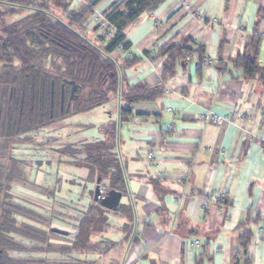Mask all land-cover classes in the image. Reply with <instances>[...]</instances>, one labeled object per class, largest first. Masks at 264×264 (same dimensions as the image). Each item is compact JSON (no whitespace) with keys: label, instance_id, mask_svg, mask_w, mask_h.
Segmentation results:
<instances>
[{"label":"crops","instance_id":"crops-1","mask_svg":"<svg viewBox=\"0 0 264 264\" xmlns=\"http://www.w3.org/2000/svg\"><path fill=\"white\" fill-rule=\"evenodd\" d=\"M120 1L72 0L70 7L91 6L84 22L90 29ZM261 7L264 0H157L125 29L130 45L112 55L120 63L138 57L124 71L126 84L154 85L161 92L132 103L122 121L119 100L111 98L113 116L108 112L100 125L80 126L96 127L98 134L70 140L104 139L106 127L116 124L115 151L127 183L120 204H131L134 219L127 237L121 229L126 217L109 215L104 237L116 245L103 259L111 264H235L242 259L237 238L245 230L251 233L249 264H264V84L241 76L235 66L255 34ZM260 20L258 62L264 65V15ZM102 36L107 41L109 33ZM183 38L220 62L209 66L176 59L174 73L168 74L166 54L157 53ZM208 109L229 113V119L207 123L199 115ZM103 181L101 187L107 186ZM215 192H223L224 200L208 197ZM193 239L200 241L196 250L185 244Z\"/></svg>","mask_w":264,"mask_h":264},{"label":"trees","instance_id":"trees-1","mask_svg":"<svg viewBox=\"0 0 264 264\" xmlns=\"http://www.w3.org/2000/svg\"><path fill=\"white\" fill-rule=\"evenodd\" d=\"M71 1L0 0V264H103V256L116 245L104 237L110 213L125 216L127 223L121 229L127 237L132 233L131 204L121 203L113 211L90 200L83 207L64 203L75 213L72 222L66 221L72 232L52 240L50 218H43L36 205L12 193L13 180L27 182L23 160L14 157L18 143L26 140L22 135L113 97L119 100L122 121L130 116L132 103L155 99L161 92L154 85L126 84L124 71L138 57L123 58L120 63L112 55L116 49L129 47L125 29L154 8L157 0H121L103 14L102 27L100 19L90 29L84 22L93 13L91 6L73 9ZM263 15L261 7L255 34L248 38L244 53L235 58V66L241 68V76L264 84V65L258 62L261 38L257 35ZM99 29L109 32L107 41H102ZM188 43L189 39L183 38L159 49L157 54H166L165 72L174 73L176 59L186 62L183 52H196V62L207 65L203 47L192 48ZM145 54L155 57L153 50ZM72 83L76 89L70 98ZM105 130L104 139L69 142L61 153L69 157L66 162L87 167L92 175L105 179L108 188L125 193V170L115 151L116 124ZM250 235L245 230L238 236L242 259L237 257L235 264H249Z\"/></svg>","mask_w":264,"mask_h":264},{"label":"rangeland","instance_id":"rangeland-1","mask_svg":"<svg viewBox=\"0 0 264 264\" xmlns=\"http://www.w3.org/2000/svg\"><path fill=\"white\" fill-rule=\"evenodd\" d=\"M99 32L107 34L102 29ZM110 103L105 102L66 115L63 119H56L51 124L22 135L26 140L18 143L14 152L15 158L23 160V177L27 182L13 180L12 193L19 199L36 205L43 218H50L49 231L53 234L50 235L52 240H56L60 234H70L71 228L66 221L72 222V215L75 213L71 207H65L64 203L72 206L76 203V207H83L81 205H85L90 199L91 192L88 187H91L94 179L87 167L66 162L69 157L61 153L62 146L83 136L95 137L98 134L96 127L80 130V126L90 123L100 125L110 116L108 112L113 116L115 104ZM55 214L61 218L57 219ZM113 215L120 214L110 213V216ZM102 262L111 264L105 258Z\"/></svg>","mask_w":264,"mask_h":264},{"label":"built area","instance_id":"built-area-1","mask_svg":"<svg viewBox=\"0 0 264 264\" xmlns=\"http://www.w3.org/2000/svg\"><path fill=\"white\" fill-rule=\"evenodd\" d=\"M185 8L189 10V6L185 5ZM139 18V17H138ZM102 19V18H101ZM137 20V19H136ZM214 21V20H212ZM105 24V21H101V27ZM183 55L185 57L186 62H192L196 61L198 59V54L196 52H183ZM218 57H211L205 55L203 58V61L205 64L209 66H214L215 63L218 61ZM199 118L203 119L207 123H214V124H220L223 121H226L229 119V113H224L221 114L219 112L214 111L213 109H208L205 113L200 114ZM105 188L100 187V193L99 197H102L104 195ZM208 197L213 199V200H219L222 201L224 200V193L223 192H215V193H209ZM186 247L191 249V250H196L200 246V241L198 239H193V240H187L185 242Z\"/></svg>","mask_w":264,"mask_h":264},{"label":"water","instance_id":"water-1","mask_svg":"<svg viewBox=\"0 0 264 264\" xmlns=\"http://www.w3.org/2000/svg\"><path fill=\"white\" fill-rule=\"evenodd\" d=\"M75 89H76V86L72 83L70 98L72 97ZM100 187H101V176H97L94 190H93L94 202L98 203L103 208L115 211L118 205L120 204L122 192L120 190L108 188L107 186H105L104 195L102 197H99Z\"/></svg>","mask_w":264,"mask_h":264}]
</instances>
